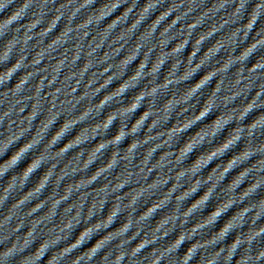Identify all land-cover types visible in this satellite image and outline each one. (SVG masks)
Returning <instances> with one entry per match:
<instances>
[{
	"label": "clouds",
	"instance_id": "1",
	"mask_svg": "<svg viewBox=\"0 0 264 264\" xmlns=\"http://www.w3.org/2000/svg\"><path fill=\"white\" fill-rule=\"evenodd\" d=\"M193 150H194V149H193ZM210 162H211V161H210ZM210 162H209V163H210ZM18 163H19V161L17 162V164H18Z\"/></svg>",
	"mask_w": 264,
	"mask_h": 264
}]
</instances>
